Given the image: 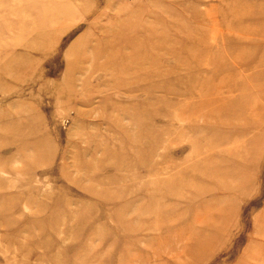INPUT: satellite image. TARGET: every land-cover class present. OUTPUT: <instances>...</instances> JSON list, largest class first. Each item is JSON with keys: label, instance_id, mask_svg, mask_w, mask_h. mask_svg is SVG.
<instances>
[{"label": "rangeland", "instance_id": "obj_1", "mask_svg": "<svg viewBox=\"0 0 264 264\" xmlns=\"http://www.w3.org/2000/svg\"><path fill=\"white\" fill-rule=\"evenodd\" d=\"M0 264H264V0H0Z\"/></svg>", "mask_w": 264, "mask_h": 264}]
</instances>
